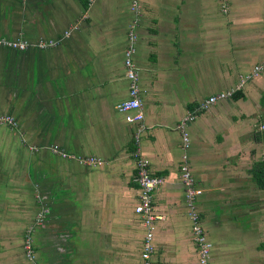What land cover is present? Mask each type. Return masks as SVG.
I'll return each mask as SVG.
<instances>
[{
  "label": "crops",
  "instance_id": "crops-1",
  "mask_svg": "<svg viewBox=\"0 0 264 264\" xmlns=\"http://www.w3.org/2000/svg\"><path fill=\"white\" fill-rule=\"evenodd\" d=\"M132 2L0 0V38L59 42L47 50L0 47V115L18 123L0 126V264H143L135 125L116 110L128 98L124 60L136 20L146 127L139 148L165 179L153 200L163 217L154 263L199 264L180 179L186 152L202 189L196 210L209 264H264L262 217L245 206L249 193L256 203L263 195L243 171L264 162V122L250 127L264 114V70L236 100L198 109L264 60V0H138L139 11ZM187 115L194 120L185 151L177 127ZM53 148L104 163L85 166ZM30 227L32 261L23 247Z\"/></svg>",
  "mask_w": 264,
  "mask_h": 264
},
{
  "label": "built area",
  "instance_id": "built-area-1",
  "mask_svg": "<svg viewBox=\"0 0 264 264\" xmlns=\"http://www.w3.org/2000/svg\"><path fill=\"white\" fill-rule=\"evenodd\" d=\"M132 11H139L140 5L138 0H133L131 5ZM226 11V10H224ZM137 20L133 23L128 34L129 46L125 51V77L129 83L128 98L116 106L118 113L125 114V119L128 124L135 125V133L133 136V142L135 145V151L133 156L136 161V172L134 181L138 187V202L135 206V213L141 218V223L145 229V236L142 243L141 259L143 264H155L153 256L155 254V245L153 242L155 225L158 221L163 219L162 215L157 214L154 211L153 200L155 191L164 185L165 179L160 175H156L150 170L149 161L140 152V142L146 127L144 125V113L143 104L141 98V90L139 87V70L133 62V55L135 53V45L137 43L136 26ZM69 35V32L64 34ZM59 44L55 40H40L32 43L24 39H7L0 38V47L14 50V51H26L29 48H36L39 50H47L54 48ZM264 70V60L253 68L251 74H246L240 77V81L235 90H229L225 92L217 93L213 96L205 99L199 106V110H205L208 107L215 105L220 101H226L231 99L233 94L245 87L246 83L252 79L253 76L258 75ZM194 120L193 115H187L184 117L178 125V129L182 134L183 149H188L189 137L187 134V128ZM0 126H7L11 129H16L18 123L16 119L11 115H0ZM264 127H262L263 129ZM54 152L61 154L64 159H74L82 165L89 167H97L103 165V161L98 158L88 157H73L68 154L58 151L57 148H53ZM180 179L185 192V200L188 207V214L191 219V230L195 244L197 245L198 261L199 264H209L211 244L207 241L203 229L199 222V213L196 210V200L202 195V189H200L192 175L188 153L182 156V162L180 165ZM43 216L40 213L36 218V224H40ZM32 227H30L25 235L23 247L26 257L32 261L34 254L32 251Z\"/></svg>",
  "mask_w": 264,
  "mask_h": 264
},
{
  "label": "rangeland",
  "instance_id": "rangeland-1",
  "mask_svg": "<svg viewBox=\"0 0 264 264\" xmlns=\"http://www.w3.org/2000/svg\"><path fill=\"white\" fill-rule=\"evenodd\" d=\"M262 62V61H261ZM231 114L233 115V117H235L234 119L236 120V118H238V115L240 114V112H239V110H237V109H233L232 111H231ZM235 115V116H234ZM263 117H264V114H262V118L259 120V121H257V122H255V121H253V122H250V127H251V129L253 130V131H256V130H259V127H260V125L262 124V120H263V122H264V119H263ZM258 118V117H257ZM234 119H232V121H233V123H234ZM240 119H241V117H240ZM243 122V121H242ZM246 124H242V125H240V126H242V129H244L246 126H245ZM253 131H249L248 133V135L247 136H245V139L244 140H246L247 138L249 139H251L252 138V133H253ZM243 140V141H244ZM252 161H254V159H253V156L251 155V156H248L247 157V159H246V166L248 167V169L251 167V165H252ZM243 171H245V176H244V179H247L248 180V182H250V183H252L251 182V175L249 174V172L248 171H246V170H243ZM253 184V183H252ZM251 184V185H252ZM254 187V186H253ZM252 189V188H251ZM253 189H255V188H253ZM258 193H262V195H263V200H262V202H258V203H256L255 201H254V198H253V196L251 197V195H250V193H249V196L248 197H250V198H248V200H247V202L245 203L246 205V207L248 206V208H250L251 210H254L253 209V207L255 208V207H257V209H256V211L258 212V215H260L262 218H261V220L260 221H258V226L259 225H261L262 224V228H263V234H264V190H262V192H260V190L258 191ZM242 194V193H241ZM262 203V204H261ZM246 212H248V211H246ZM253 212H255V211H253ZM248 213H250V212H248ZM263 239H264V235H263Z\"/></svg>",
  "mask_w": 264,
  "mask_h": 264
},
{
  "label": "trees",
  "instance_id": "trees-1",
  "mask_svg": "<svg viewBox=\"0 0 264 264\" xmlns=\"http://www.w3.org/2000/svg\"><path fill=\"white\" fill-rule=\"evenodd\" d=\"M241 96V92H237L233 99H237ZM252 181L256 184L259 190H264V162H257L253 166L251 171Z\"/></svg>",
  "mask_w": 264,
  "mask_h": 264
}]
</instances>
